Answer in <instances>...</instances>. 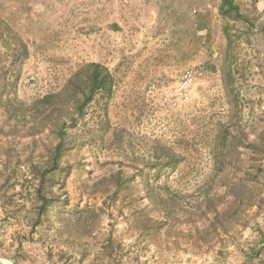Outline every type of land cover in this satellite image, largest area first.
Wrapping results in <instances>:
<instances>
[{"label":"rangeland","instance_id":"374dc122","mask_svg":"<svg viewBox=\"0 0 264 264\" xmlns=\"http://www.w3.org/2000/svg\"><path fill=\"white\" fill-rule=\"evenodd\" d=\"M220 2L0 0V74L18 77L21 102L90 63L115 79L89 108L85 144L65 157L71 170L55 177L56 203L35 231L29 167L46 162L54 135L9 136L17 123L0 108V264H264V0L236 1L242 23L223 19ZM225 28L238 39L234 80ZM187 70L202 76L184 102L176 87ZM157 142L184 159L159 176ZM119 169L148 178L114 198L100 181ZM148 185L183 208L159 231L143 225L165 219ZM86 207L103 209L90 235L68 226Z\"/></svg>","mask_w":264,"mask_h":264},{"label":"trees","instance_id":"16d2710c","mask_svg":"<svg viewBox=\"0 0 264 264\" xmlns=\"http://www.w3.org/2000/svg\"><path fill=\"white\" fill-rule=\"evenodd\" d=\"M236 1L221 0L219 6L221 17L225 20L241 23L249 22L248 17L241 12ZM258 1L254 0L255 3ZM251 24L250 28L254 27V24ZM224 32L227 42L225 57L226 61L230 63L227 69L229 75L234 80L231 59L238 39L235 36L233 37L228 28H225ZM114 83L115 79L107 67L99 63H90L82 66L61 90L47 94L28 104L21 102L16 96L18 77L13 76L9 78L6 75L0 74V108L3 109L4 116L10 122L17 123L10 127L9 136L34 138L44 134L47 130H50L54 135L55 144L48 149L46 162L39 163L38 165L32 163L29 167L30 174L32 175L31 180L36 185L34 190L35 199L32 200L33 211L29 213L30 219H28V225L32 231L43 225L44 220L48 218L51 210L54 208L56 196L52 190V183L55 181V177L60 175V173L67 174L71 170L70 166H65V168L63 166L65 157L85 144L80 129L88 115L89 108L99 96L109 99L113 94ZM25 124V128H19V126H24ZM106 132V130L103 131V134ZM154 145V162L150 164L157 169L158 176L161 172L176 169L183 162V157L178 155L173 149L160 142ZM138 176L148 178V173L145 170L136 169L131 175H126L125 170L119 169L109 177L103 178L100 182L106 186V194L112 192L111 196L117 198L120 193L128 190L131 191L134 188L133 186ZM148 187L146 188V195L151 200L153 199L152 201L155 206L161 207L160 212L165 219L164 221L146 219L143 225L144 228L159 231L174 219L178 211H183V208L179 209L174 200H165L162 194H152L149 185ZM108 198L104 201V204H107ZM3 207L7 210L6 202L3 203ZM18 210H16V213L19 212ZM102 211L103 209L86 207L73 214V217H75V220L72 221L74 226L71 224L68 226L76 230L84 227L90 231L89 235L94 234L97 230L95 225ZM137 211L141 210L137 209ZM64 228L66 229V227ZM69 232L71 233V231ZM18 236L20 239L19 245H22V235L19 234ZM25 236L23 235V237ZM110 243L112 245V242L106 245ZM112 248L106 247L103 249L113 252Z\"/></svg>","mask_w":264,"mask_h":264},{"label":"built area","instance_id":"2783aa9c","mask_svg":"<svg viewBox=\"0 0 264 264\" xmlns=\"http://www.w3.org/2000/svg\"><path fill=\"white\" fill-rule=\"evenodd\" d=\"M202 76V73L198 70H187L183 74L176 87L177 95L186 102L189 99V92L195 81Z\"/></svg>","mask_w":264,"mask_h":264}]
</instances>
